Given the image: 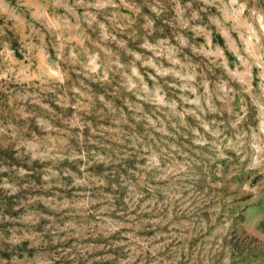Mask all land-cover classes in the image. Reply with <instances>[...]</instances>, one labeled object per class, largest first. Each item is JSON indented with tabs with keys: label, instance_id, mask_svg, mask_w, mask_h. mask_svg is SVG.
Here are the masks:
<instances>
[{
	"label": "rangeland",
	"instance_id": "1",
	"mask_svg": "<svg viewBox=\"0 0 264 264\" xmlns=\"http://www.w3.org/2000/svg\"><path fill=\"white\" fill-rule=\"evenodd\" d=\"M0 264H264V0H0Z\"/></svg>",
	"mask_w": 264,
	"mask_h": 264
}]
</instances>
